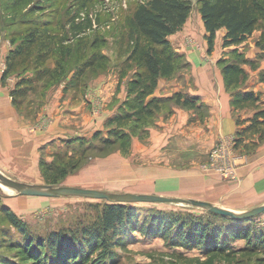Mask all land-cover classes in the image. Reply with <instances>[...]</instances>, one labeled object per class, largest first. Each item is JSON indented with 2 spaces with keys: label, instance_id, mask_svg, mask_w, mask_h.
I'll return each mask as SVG.
<instances>
[{
  "label": "rangeland",
  "instance_id": "374dc122",
  "mask_svg": "<svg viewBox=\"0 0 264 264\" xmlns=\"http://www.w3.org/2000/svg\"><path fill=\"white\" fill-rule=\"evenodd\" d=\"M147 1L0 0V76L5 70L4 55L12 47L10 37L30 29L32 23L43 21L50 33L53 45L49 49V68L55 66L63 52L57 48L58 40L69 38L70 54L62 63V73L46 88L41 82L33 83L22 103L16 106L32 130L41 134L30 139L40 144L39 154L36 152L38 165L33 167L40 176L37 184L50 185L40 167V160H44L54 162L59 169H69L53 186L194 199L235 212L264 205V141L250 150V138L236 146L239 127L235 123L237 116L244 119L264 107V52H259L261 48L256 45L260 30L241 45L229 49L222 48L223 31H219L209 55L198 1L190 0L192 8L185 24L168 37L172 50L179 56L178 70L173 77L160 79L152 96L166 98L180 92L195 98V104L183 107L171 100L147 120L119 128L108 124L118 111L127 109H122L124 103L132 99L126 94V79L132 70L121 79L120 73L124 66L122 60L132 45L131 16L138 5ZM74 23L81 24L82 32L78 36L70 28ZM92 52L103 55L104 60L78 82L73 75ZM242 59L250 63L243 64ZM218 60L241 64L245 78L238 89L259 95L257 103L233 110V90L225 89L221 83L220 96L229 102L233 118L230 129L225 121L212 118L205 95L198 96L203 91L199 76L203 73L212 81L210 85L215 86L209 90L215 97L216 76L221 75ZM31 70L24 77H34ZM9 78H13H7L13 82L12 91L17 80L13 76ZM214 122L221 126L222 134L209 129ZM115 128L127 132L129 142L120 146L115 141L107 147L104 142L110 139L109 130ZM37 159L32 158V162ZM75 163L78 165L71 170L70 166ZM11 192L0 187V264H26L28 260L13 247L16 245L10 248V242L29 243L7 220L4 208L10 209L34 237L42 240L56 233L70 246L73 238L70 233L80 238L85 227L98 225V214L105 205L104 200L78 197H10ZM132 205L140 209L139 221L152 211L196 215L203 212L177 203ZM253 217L256 226L264 225V213ZM128 240L124 249L115 248V257L105 258L103 264H198L206 259L195 249L170 247L160 237L144 238L134 232ZM242 245L243 241L233 243L237 247ZM68 250L75 255L79 248L73 245ZM100 255H91L87 262L76 258L68 264L96 263L94 260L100 261ZM260 257L259 254L237 255L229 262L216 260L214 264H258L256 260Z\"/></svg>",
  "mask_w": 264,
  "mask_h": 264
},
{
  "label": "trees",
  "instance_id": "16d2710c",
  "mask_svg": "<svg viewBox=\"0 0 264 264\" xmlns=\"http://www.w3.org/2000/svg\"><path fill=\"white\" fill-rule=\"evenodd\" d=\"M197 1L209 55L213 52L219 31H223L222 48L229 49L241 45L253 32L260 30L256 45L261 48L259 52H264L262 49L264 0ZM191 8L190 0H148L134 10L130 19L132 45L122 60L124 66L120 73L121 79L127 77L128 70H132L131 76L126 79V94L132 99L124 103L122 109H127L118 111L109 120V125L115 124L119 128L132 122L137 123L152 118L165 103L171 100H174L176 105L193 107L195 98L192 99L180 92L166 98L152 96L159 80L173 77L178 70L179 56L172 50L168 37L178 32L185 24ZM40 22L32 23L30 29L10 37L12 47L4 59L5 70L1 79L5 80L12 76L16 78L17 82L11 91V97L13 105L17 107L22 103L33 83L41 82L43 88L49 86L62 73V63L70 54L69 38H60L57 48L63 51L61 57L53 68L48 67L51 56L49 49L53 44L46 23ZM70 28L76 31L77 36L82 32L80 23H74ZM102 56L92 52L77 67L73 78L80 82L87 73L100 64V61L104 60ZM242 63L250 62L242 59ZM217 64L220 67L225 89L233 90V110L242 109L247 103L255 104L259 101V95L253 91L238 89V85L245 78V70L241 64L225 60H218ZM30 68L35 73L34 77H24ZM235 123L239 127L236 133V146L250 138L252 139L250 150L251 147L255 148L264 141V107L255 110L251 116L244 119L237 116ZM117 128L109 130L110 139L104 142L107 147L115 141L119 142L120 146L129 142L128 133L121 132ZM77 165L78 163L72 164L71 170ZM40 167L50 185L58 183L69 172L67 167L59 169L54 162L44 160H40ZM50 174H54L53 178L48 177ZM132 204L105 201L104 207L98 214V225L85 227L81 231L80 238L70 233L73 235L70 246H67V240H63L56 233L42 240L34 237L10 209L4 208L7 220L22 233L26 243H29L27 245L10 242V248L18 249L22 258L28 259L26 264H68L75 262L76 258L85 259L87 262V258L96 253L101 254L99 256L101 260L98 262L94 260L96 263L90 264H103L105 258L111 260L115 257V248L124 249L129 243L127 238L138 232L144 238L160 237L170 247L179 246L197 250L206 258L205 262L198 264H214L216 260L229 262L237 255L258 254L261 257L256 262L264 264V225L256 226L254 217L235 219L205 210L197 215L190 212L173 214L152 211L146 213L143 221H139L137 219L140 209ZM237 241H243V245L233 246ZM73 245L79 248L75 255L68 250L69 247L72 249ZM30 248H33L32 252Z\"/></svg>",
  "mask_w": 264,
  "mask_h": 264
},
{
  "label": "crops",
  "instance_id": "0c3cea01",
  "mask_svg": "<svg viewBox=\"0 0 264 264\" xmlns=\"http://www.w3.org/2000/svg\"><path fill=\"white\" fill-rule=\"evenodd\" d=\"M6 54L7 52L4 55V59ZM199 76L201 79L200 82L203 84V91L199 92V95L196 93L198 91H194V93L199 97L205 95L203 98L209 105L208 111L211 112L210 115L212 118L214 117L216 120L225 121L229 129L232 128L233 118L231 117L229 102L220 96L221 83H223L221 75L216 76V87L218 86V90L215 97L209 93V90L213 87L215 88V86L210 85L211 80L208 79L207 74L202 73ZM12 85V81H7V79L2 80L0 76V171L8 178L11 177L10 179L13 178L12 180L17 182L37 184L40 176L38 170L36 172L33 171V167L37 168L38 165L39 158L37 159V157L39 156L40 144L36 145L30 139L32 136H39L40 133L37 130H32L31 125L24 118L21 110L13 106L10 96ZM214 119L210 120L213 121ZM214 123L208 126L209 129H212L215 134H222L221 126L218 122ZM32 158H36L37 160L33 163ZM5 190L9 193L11 192L10 189L5 188ZM12 196L16 195L11 192L10 197ZM17 197L22 198L25 196Z\"/></svg>",
  "mask_w": 264,
  "mask_h": 264
},
{
  "label": "water",
  "instance_id": "95a60500",
  "mask_svg": "<svg viewBox=\"0 0 264 264\" xmlns=\"http://www.w3.org/2000/svg\"><path fill=\"white\" fill-rule=\"evenodd\" d=\"M0 187L10 189L16 196L28 197H44V198H57V197H78L92 200H104L107 202H120V203H177L187 205L201 210L208 211L213 214L231 217L235 219L249 218L255 215L264 213V205L255 207L245 212H235L233 210L225 209L206 201H199L194 199H181V198H168L154 195L143 194H116L107 193L104 191L83 189L76 187L66 186H53L46 184H28L17 182L5 176L0 172Z\"/></svg>",
  "mask_w": 264,
  "mask_h": 264
}]
</instances>
